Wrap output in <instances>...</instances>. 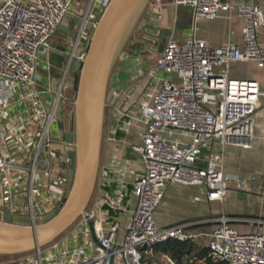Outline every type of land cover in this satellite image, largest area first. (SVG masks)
Here are the masks:
<instances>
[{
	"label": "built area",
	"instance_id": "obj_1",
	"mask_svg": "<svg viewBox=\"0 0 264 264\" xmlns=\"http://www.w3.org/2000/svg\"><path fill=\"white\" fill-rule=\"evenodd\" d=\"M74 2L0 0L1 220L43 224L58 214L70 193L68 144L64 143L60 151L63 175L57 172L56 148L60 142L59 110L62 113L65 107L74 105L66 95V76L73 60L80 64L85 58V52L76 54V51L79 41L90 37L98 24L92 8L105 9L110 0H91L86 11L80 12L84 14L82 24L65 78L55 91L40 89L37 75L40 50L48 48L57 28L73 14ZM158 2L150 4L149 10L157 12ZM175 3L190 6L194 19L211 21L220 16L229 19L234 11L243 24L241 42L211 47L194 36L184 43L169 39L155 65L145 70L153 86L150 93L133 102L137 111L129 113L119 108L121 100L126 104L132 101L128 90L122 96L114 91V101L107 105L106 127L110 135L106 140H113L111 133L119 126L126 132L138 124L143 126L139 134L142 143L134 149L141 156L145 173L136 179L131 192L120 194V198L129 194L128 202L122 205L111 194L103 193L101 184L86 215L67 234L47 248L0 264H147L157 244L170 239L185 242L203 235L182 224L157 225L154 214L168 184L205 186L206 202H222L228 191L241 187L237 178L223 174L221 154L211 149L213 142L222 147L249 146L240 141L252 137L253 114L264 98V91L257 81L230 79L229 69L238 62H253L264 71V45L258 41V32L264 28V6L253 0L238 5L220 0H175ZM152 18L146 13L142 19L138 28L142 36L151 33ZM157 37L156 31L149 47L152 52L157 51ZM201 149L211 150L204 159V167L196 165ZM118 163L111 176L124 183L128 161L118 158ZM58 200L60 205L56 208ZM125 220L128 222L124 223ZM89 221L94 224L98 244L92 238ZM228 221L221 217L218 225L204 234L211 261L264 264V235L238 233L228 226Z\"/></svg>",
	"mask_w": 264,
	"mask_h": 264
},
{
	"label": "crops",
	"instance_id": "obj_2",
	"mask_svg": "<svg viewBox=\"0 0 264 264\" xmlns=\"http://www.w3.org/2000/svg\"><path fill=\"white\" fill-rule=\"evenodd\" d=\"M220 1L238 5L245 0ZM253 1L264 4V0ZM157 9L159 14V18L158 16L156 17L158 27L151 29L152 35L156 31L158 33V29L162 30L161 36L158 33L157 50L161 46L164 48L169 39L184 43L192 36L205 40L211 47H218L228 42H241L243 24L234 11L230 12L229 19H224L220 16L209 21L202 18L194 19L192 8L176 4L175 0H159ZM142 19L138 28L142 23ZM137 32L141 33L142 31L139 29ZM89 38H86V40ZM258 41L264 45V28L258 32ZM135 51L134 49L133 52ZM70 55L71 52L68 51L64 36L56 30L49 40L48 48H42L39 53L37 75L40 89L56 90L65 78ZM133 59L135 61L142 60L138 55L133 56ZM74 68H77L75 60L71 63V74L66 76V83L68 76L71 77V80L67 83L66 92L72 89V79L75 77ZM38 69H41L40 74ZM139 74L138 81H134L127 88L132 101L129 104H126L124 99L119 102V108L124 112H136V108L132 106L133 102L150 93L153 86L152 79L145 70L141 73L139 72ZM229 78L232 80L257 81L260 84V88L264 91V71L257 68L253 62L233 64L229 69ZM59 111L61 116V110ZM60 119L57 137L60 138V142H64ZM253 120L254 128L251 139L240 141L243 144H249L248 147L244 148L237 145L222 147L217 142L212 143L211 150L221 154L223 174L237 178L241 187L228 191L226 199L222 202H206L205 186H185L170 183L166 186L163 200L154 214L158 226L170 227L182 224L186 225V228L195 234H203L201 237H205L204 234H208L213 227L217 226L221 217H226L229 219L227 222L228 226L238 233L250 234L259 232L264 235V98H261L259 107L253 114ZM142 129L143 126L138 124L126 132L122 126H119L117 131L111 133L113 140L108 141L106 140V137L110 135L108 128L105 139H103L101 167L97 184L98 186L103 184V193L111 194L122 205L128 202L129 194L125 195L124 193L122 198H120V194L123 191L131 192L136 179L145 173V165L141 156L134 149L135 146H139L142 143L139 136ZM211 150H200V157L196 162L197 166L204 167V159ZM58 152L63 157V154L60 151ZM118 158L128 161L127 174L123 176L124 183L116 182L111 176L113 174L112 170L119 164ZM57 162H59L57 165L58 175H63L64 165L59 159ZM98 190L100 189L97 188L95 193ZM134 203L135 199L132 198V207ZM130 215V213L127 214L126 218L128 219ZM127 222L125 220L124 223Z\"/></svg>",
	"mask_w": 264,
	"mask_h": 264
},
{
	"label": "water",
	"instance_id": "obj_3",
	"mask_svg": "<svg viewBox=\"0 0 264 264\" xmlns=\"http://www.w3.org/2000/svg\"><path fill=\"white\" fill-rule=\"evenodd\" d=\"M150 2L110 0L105 8L86 43L85 58L75 68L76 74L72 79L76 83L75 103L62 110L64 140L71 148L68 152L70 193L58 214L43 224L33 226L27 221L0 219V257H19L38 251L86 215L101 167L106 107L109 101H114V91H110L117 81L114 69L120 60L128 58L130 43L146 13L153 17L150 28L158 27L156 17L159 14L149 10ZM57 30L66 41L69 20ZM158 33L161 36L162 30L158 29ZM148 36L151 40L153 35L149 33ZM88 223L92 238L98 244L94 224L92 221Z\"/></svg>",
	"mask_w": 264,
	"mask_h": 264
},
{
	"label": "rangeland",
	"instance_id": "obj_4",
	"mask_svg": "<svg viewBox=\"0 0 264 264\" xmlns=\"http://www.w3.org/2000/svg\"><path fill=\"white\" fill-rule=\"evenodd\" d=\"M155 1L156 0H151L150 4L154 3ZM88 3H89V0H75L74 6L72 8L73 14H71L70 18L68 19L69 20V26H70V32H71V35H72L71 36L72 39L69 40V41L67 40L66 44L68 45V51L71 52V53H72L71 50H73V48H74V45H75V42H76V38H77V36L79 34V30H80V27H81V24H82V18H81L82 14H80V12L84 13L86 11ZM262 5L264 6V4H262ZM104 10H105L104 8L93 7L92 8V14H94L97 18H101ZM86 31L87 30H85V32ZM137 31L138 30H136V33H137ZM139 35H140V32H139ZM141 35H140V37H141ZM142 38H143V36H142ZM132 39L134 40L135 38L133 37ZM87 41H88V39L86 40L85 38L82 39L81 41H79V48L77 49L76 54H81L82 52H85ZM162 48H163L162 46L160 48H158V50L154 54H151V53L147 52L145 57H143V58L140 57V55H139V57L143 61L142 60L141 61H135L133 58H128V59L125 58V59L120 60L119 63L117 64L116 68L114 69V73L117 74V81L115 83V86L113 88H111L110 91H115L118 96H122L123 93L127 90L128 87L131 86V84L134 81H138V79L140 77L139 72H141L143 70H147L149 67H151L152 65H154L157 62V58H158L159 54L161 53V50H163ZM130 52H132V51H130ZM76 67L77 68L79 67L78 62H76ZM40 71H41V69H38V73ZM71 72H72V70L70 69V72H68V74H71ZM70 80H71V77L68 76L67 83H69ZM71 88L72 89L70 91L66 92V93H67V96L69 97V99L72 101L71 103L74 104L75 100H76L74 83L71 86ZM107 105H108V103H107ZM108 111H109V107H106L104 139H105V135H106V132H107L106 125H107ZM56 148H57L58 151H61V150L64 149V146H63V144H61L59 142V143L56 144ZM67 148H68V150L71 149L69 146H67ZM58 159L61 160V156L59 155V152H58ZM58 164H59V162H57V165ZM97 187H98V185H96V189H97ZM96 189H95V192H96ZM95 192H94L93 197L91 199V203L95 199V196H96ZM54 205H55L56 208H58L59 205H60V201L59 200L56 201ZM89 207H90V205H89ZM71 228H72V226L68 229V232L70 231ZM63 235H61V236L63 237ZM205 239H206L205 237H199V238H196L195 240L197 241V243L199 245H205L206 244V242H205L206 240ZM55 241H53V242H55ZM52 243L44 246L43 248L49 247ZM1 261H4V260L2 258H0V262Z\"/></svg>",
	"mask_w": 264,
	"mask_h": 264
},
{
	"label": "trees",
	"instance_id": "obj_5",
	"mask_svg": "<svg viewBox=\"0 0 264 264\" xmlns=\"http://www.w3.org/2000/svg\"><path fill=\"white\" fill-rule=\"evenodd\" d=\"M99 19L100 18H98V21ZM74 85L76 88V83H74ZM153 251L154 254L147 260V264H153L154 262L159 264H215L209 257L206 245H199L197 241L193 239H189L185 242L170 239L154 246ZM0 258L8 260L14 257Z\"/></svg>",
	"mask_w": 264,
	"mask_h": 264
},
{
	"label": "flooded vegetation",
	"instance_id": "obj_6",
	"mask_svg": "<svg viewBox=\"0 0 264 264\" xmlns=\"http://www.w3.org/2000/svg\"><path fill=\"white\" fill-rule=\"evenodd\" d=\"M138 31H139V29H138ZM141 34L142 33H140V35ZM140 35L137 32L136 35L134 36L135 39L134 40L132 39V41L130 43V46H129V50H128V58H133V56H135V55H138V56L140 55V57H145L146 53L148 52L150 44H151V40L149 39L150 37L143 36V38H142V35H141V37H140ZM71 36L72 35H71L70 30H69V33H68L67 38H66V41L67 40L68 41L71 40L72 39ZM157 41H159L158 37H157ZM134 49L136 50L135 52H133ZM130 51H132V52H130ZM76 62H78V61H76ZM78 65H79V63H78ZM60 117H61L60 120H61V126H62V117H63L62 114H61ZM62 131H63V126H62ZM63 137H64V132H63ZM60 143L64 145L65 140H64V142L62 141ZM65 145H67V144L65 143ZM67 146H66V148H67ZM68 152H69V150L67 148V156H68Z\"/></svg>",
	"mask_w": 264,
	"mask_h": 264
}]
</instances>
